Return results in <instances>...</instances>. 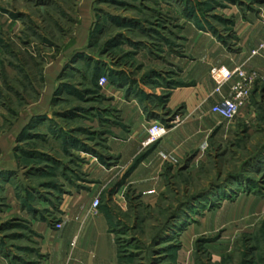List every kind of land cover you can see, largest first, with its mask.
<instances>
[{"label": "rangeland", "instance_id": "obj_1", "mask_svg": "<svg viewBox=\"0 0 264 264\" xmlns=\"http://www.w3.org/2000/svg\"><path fill=\"white\" fill-rule=\"evenodd\" d=\"M0 18V264L53 251L73 198L116 264H264V90L181 156L158 147L189 117L169 104L181 62L235 53L264 0H3ZM131 106L167 134L125 149Z\"/></svg>", "mask_w": 264, "mask_h": 264}, {"label": "crops", "instance_id": "obj_2", "mask_svg": "<svg viewBox=\"0 0 264 264\" xmlns=\"http://www.w3.org/2000/svg\"><path fill=\"white\" fill-rule=\"evenodd\" d=\"M10 22L6 16L1 20V23H6L3 27L4 30L14 27L13 21L12 24ZM236 34L238 49L235 53L224 54L223 49L219 47L211 53L203 50L200 57L198 54L193 59L181 62L183 80L191 85L172 90L169 104L175 107L184 106V114L189 117L182 125L171 129L165 139L160 142L158 147L162 151H159L166 157L169 155L181 156L186 148L190 147L189 144L201 145L202 138L205 139L206 134L217 130L218 125L214 123L217 116L210 113V108L228 96L229 86L226 84L221 87L219 94H213L215 83L210 76L213 69L224 67L232 70L242 67L247 71L257 72L259 80L253 87L251 102L258 101L259 92L264 90V50L255 56H252L251 53L264 40V21L246 22L237 30ZM132 109L134 108L131 106L123 112V116L125 115L124 117L132 123L130 135L123 141L125 149L133 147L136 151V148L138 149L142 142H145L148 129L152 124L147 123L137 114L136 110ZM134 116L136 117L133 118ZM219 119L217 117V120ZM219 128L218 133H221L223 128L220 126ZM163 147L167 149L163 150ZM149 185L148 188H153L152 184ZM78 204L73 198L68 209L69 214H74V218H71L67 224L63 223L66 227L64 230L56 232V235H50L49 232L43 230L44 233L46 232L43 243L44 245L46 242L51 244L50 249L53 251L44 250V255L47 256L40 258L35 264H64L67 261L71 264H116V251L113 240L108 235L105 219L99 214H90L89 200H82V203ZM59 245L65 248L64 253L56 251Z\"/></svg>", "mask_w": 264, "mask_h": 264}, {"label": "built area", "instance_id": "obj_3", "mask_svg": "<svg viewBox=\"0 0 264 264\" xmlns=\"http://www.w3.org/2000/svg\"><path fill=\"white\" fill-rule=\"evenodd\" d=\"M3 0H0V3ZM264 50V40L256 50L252 51L251 55L255 56L258 52ZM212 80L215 83L213 94H219L221 87L228 84L229 94L216 102L210 108V113L216 115L221 120L232 121L240 112L250 104L252 89L258 80V73L255 71H247L242 67H236L232 70L220 67L213 69L210 73ZM175 122H173L174 124ZM167 134V129L159 124H152L147 133L145 144H152ZM95 206L98 201H94ZM58 227H60L58 225ZM64 264H71L69 261Z\"/></svg>", "mask_w": 264, "mask_h": 264}]
</instances>
